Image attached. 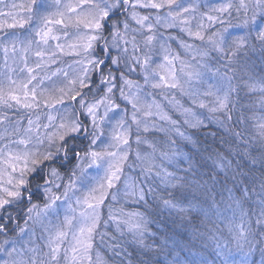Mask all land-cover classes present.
<instances>
[{
	"label": "snow or ice",
	"instance_id": "6c2138e0",
	"mask_svg": "<svg viewBox=\"0 0 264 264\" xmlns=\"http://www.w3.org/2000/svg\"><path fill=\"white\" fill-rule=\"evenodd\" d=\"M0 264H264V0H0Z\"/></svg>",
	"mask_w": 264,
	"mask_h": 264
},
{
	"label": "rangeland",
	"instance_id": "374dc122",
	"mask_svg": "<svg viewBox=\"0 0 264 264\" xmlns=\"http://www.w3.org/2000/svg\"><path fill=\"white\" fill-rule=\"evenodd\" d=\"M6 2H9L10 3V2H12V0H6ZM17 2H19V0H17ZM213 2H221V0H213ZM173 47L176 48V45L173 44ZM68 59H69V62H70V59L71 58H68ZM177 99H179V96H177Z\"/></svg>",
	"mask_w": 264,
	"mask_h": 264
},
{
	"label": "trees",
	"instance_id": "16d2710c",
	"mask_svg": "<svg viewBox=\"0 0 264 264\" xmlns=\"http://www.w3.org/2000/svg\"><path fill=\"white\" fill-rule=\"evenodd\" d=\"M102 255H103V253H102Z\"/></svg>",
	"mask_w": 264,
	"mask_h": 264
}]
</instances>
